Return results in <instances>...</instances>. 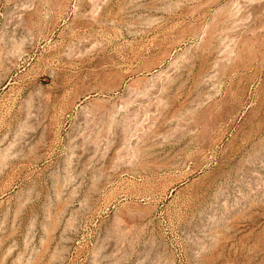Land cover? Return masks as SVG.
Returning <instances> with one entry per match:
<instances>
[{
    "label": "rangeland",
    "instance_id": "1",
    "mask_svg": "<svg viewBox=\"0 0 264 264\" xmlns=\"http://www.w3.org/2000/svg\"><path fill=\"white\" fill-rule=\"evenodd\" d=\"M0 264H264V0H0Z\"/></svg>",
    "mask_w": 264,
    "mask_h": 264
}]
</instances>
